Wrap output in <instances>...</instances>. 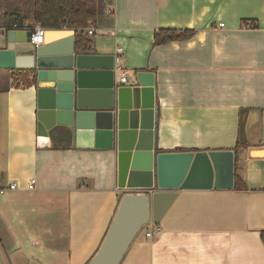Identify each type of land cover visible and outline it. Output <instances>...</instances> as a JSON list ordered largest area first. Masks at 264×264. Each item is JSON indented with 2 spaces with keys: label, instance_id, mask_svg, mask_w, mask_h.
<instances>
[{
  "label": "crops",
  "instance_id": "0c3cea01",
  "mask_svg": "<svg viewBox=\"0 0 264 264\" xmlns=\"http://www.w3.org/2000/svg\"><path fill=\"white\" fill-rule=\"evenodd\" d=\"M99 3L91 24L102 32L91 36L89 53L114 56L121 48L123 85L133 84L136 72L154 74L157 149L233 151L239 111L247 110L248 146L234 154L247 189L177 190L160 221L141 228L119 264H264V0ZM242 19H254L256 27ZM159 29L194 33L153 46ZM74 33L46 29L41 45L65 47L68 36L74 44ZM5 45L1 36L0 48ZM15 71L3 69L0 80V187L16 184L0 194V264H87L125 193L117 187L114 153L78 144L66 130L37 136L42 84L35 79L13 88ZM30 179L35 184L27 189ZM154 226L160 235L146 237Z\"/></svg>",
  "mask_w": 264,
  "mask_h": 264
},
{
  "label": "water",
  "instance_id": "95a60500",
  "mask_svg": "<svg viewBox=\"0 0 264 264\" xmlns=\"http://www.w3.org/2000/svg\"><path fill=\"white\" fill-rule=\"evenodd\" d=\"M68 32H60L65 35ZM30 30H10L0 69L32 70L36 81V134L66 130L80 144L112 151L120 197L106 234L87 264H119L141 228L158 223L177 190L231 189L234 152H164L156 148L154 74L139 71L133 84L115 81L114 56L66 46L30 44ZM69 38V39H68Z\"/></svg>",
  "mask_w": 264,
  "mask_h": 264
},
{
  "label": "trees",
  "instance_id": "16d2710c",
  "mask_svg": "<svg viewBox=\"0 0 264 264\" xmlns=\"http://www.w3.org/2000/svg\"><path fill=\"white\" fill-rule=\"evenodd\" d=\"M100 0H0V34L10 30H31L39 25L44 29L74 30V46L78 53L92 51V37L86 33L88 23H93L100 11ZM242 24L251 23L256 27L254 19H242ZM193 30L159 29L153 34L152 45H162L171 41L189 39ZM17 70V69H15ZM11 87H30L35 85V76L31 70H17L10 74ZM247 110H240L238 130L233 152L248 146L245 136V120ZM178 152L183 149H176ZM235 160V157H234ZM233 188L246 190L247 186L239 177L234 164ZM264 244V231L260 232Z\"/></svg>",
  "mask_w": 264,
  "mask_h": 264
},
{
  "label": "built area",
  "instance_id": "2783aa9c",
  "mask_svg": "<svg viewBox=\"0 0 264 264\" xmlns=\"http://www.w3.org/2000/svg\"><path fill=\"white\" fill-rule=\"evenodd\" d=\"M107 13L113 14L111 9H108ZM220 26H223V25L220 23ZM52 30H56V29H52ZM30 31H31V34L29 37L30 44L35 45V46L41 45L43 43V39L45 36L46 29H44L43 27H41L39 25H35V26H33V28ZM85 31L90 36H93L98 32H102L101 30L96 29L91 23H88ZM4 35H5V33H1L0 37L2 36V38H3ZM121 53H122L121 48H119V47L116 48L115 55H114V71L119 70L121 72L119 75L118 81L116 82L118 85H123L127 82V75L124 73V71H122V69L119 65ZM34 184H35V180L30 179L29 182L27 183L26 188L32 189L34 187ZM15 188H16V184L14 182H11L8 185H6L5 187H0V194L4 193L6 190H14ZM160 233H161V229L158 226H154L152 229L145 232V236L148 238L157 237L160 235Z\"/></svg>",
  "mask_w": 264,
  "mask_h": 264
},
{
  "label": "rangeland",
  "instance_id": "374dc122",
  "mask_svg": "<svg viewBox=\"0 0 264 264\" xmlns=\"http://www.w3.org/2000/svg\"><path fill=\"white\" fill-rule=\"evenodd\" d=\"M4 75H5V72H3V69H0V80H5ZM144 226L147 227L148 224H146V225H144Z\"/></svg>",
  "mask_w": 264,
  "mask_h": 264
}]
</instances>
